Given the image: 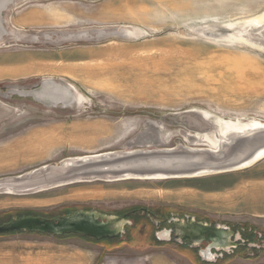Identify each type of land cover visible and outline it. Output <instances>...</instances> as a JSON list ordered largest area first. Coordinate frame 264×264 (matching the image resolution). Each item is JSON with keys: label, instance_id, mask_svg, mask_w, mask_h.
I'll return each instance as SVG.
<instances>
[{"label": "rangeland", "instance_id": "374dc122", "mask_svg": "<svg viewBox=\"0 0 264 264\" xmlns=\"http://www.w3.org/2000/svg\"><path fill=\"white\" fill-rule=\"evenodd\" d=\"M2 16L9 34L0 42V180H32L66 159L107 152L219 151L235 133L220 124L264 123V0H18ZM46 79L74 87L66 106L8 94ZM239 81L253 86L231 91ZM36 186L0 187V216L96 211L129 223L134 214L139 224L102 239L0 234V256L19 264L36 255L73 264H207L154 242L150 217L227 227L235 240L264 236V156L220 173ZM146 211L150 220L139 214ZM254 244L241 256L214 255V264H264L263 246Z\"/></svg>", "mask_w": 264, "mask_h": 264}, {"label": "water", "instance_id": "95a60500", "mask_svg": "<svg viewBox=\"0 0 264 264\" xmlns=\"http://www.w3.org/2000/svg\"><path fill=\"white\" fill-rule=\"evenodd\" d=\"M18 0H0V42L9 32L2 16L3 11ZM76 35L69 36L74 37ZM74 87L67 83H57L46 79L39 88L22 92L8 93L32 96L38 101L66 106L70 101ZM227 146L219 151L207 149H157L148 151H131L123 153H102L75 159L63 165L58 171L41 173L35 179L21 182L26 189L49 184L69 183L82 179L106 177H175L220 173L244 167L254 157L264 151V128L233 133ZM23 186V185H22ZM126 215L129 216V213ZM150 217V216H149ZM151 220H153L150 217ZM130 225L125 215L111 216L96 211H76L71 214L44 218L25 215L15 217L0 225V234L13 231H28L50 234L78 233L93 236L96 239L118 237L125 233ZM206 230L209 235H216L213 228ZM219 235V234H217Z\"/></svg>", "mask_w": 264, "mask_h": 264}, {"label": "flooded vegetation", "instance_id": "af4514ba", "mask_svg": "<svg viewBox=\"0 0 264 264\" xmlns=\"http://www.w3.org/2000/svg\"><path fill=\"white\" fill-rule=\"evenodd\" d=\"M133 214V213H132ZM142 217H148V211L144 213H139ZM67 215V214H65ZM38 216V215H36ZM58 216V215H57ZM62 216V215H59ZM133 215L128 216V219H131V223L129 226H126V231L131 228H136L139 224L136 221V218L132 219ZM44 218H54L53 217H45ZM164 218V219H163ZM163 218H159L156 220H148L151 221L152 228V236L153 241L159 244L171 243L176 248L183 249V255L187 258L195 256L197 261L200 263L214 264L219 261L218 258L216 261L214 260V255H221V259L226 257H231L233 255H243L245 254L242 251V248L252 251L255 247V242H258L264 249V236L260 235L258 238L257 234L253 235V239L246 235H240L239 239L235 240L234 235L237 231H229L227 227L219 226V225H208L207 223L200 220H191L185 219L177 216H163ZM142 219V218H141ZM213 228L215 232L219 231V235H209L205 231L211 230ZM22 231V230H19ZM139 231V230H138ZM16 232V231H13ZM24 232V231H22ZM28 232V231H26ZM146 231L140 232L141 235L145 234ZM12 233V232H11ZM34 233V232H31ZM63 234H77L81 237H91L96 239L93 236L89 235H81L78 233H63ZM126 234V233H125ZM149 235V231H148ZM145 235V236H148ZM119 237V236H118ZM252 245V248L249 246ZM259 251V250H258ZM247 254V252H246ZM202 258L206 259L207 262L203 261Z\"/></svg>", "mask_w": 264, "mask_h": 264}, {"label": "bare ground", "instance_id": "6f19581e", "mask_svg": "<svg viewBox=\"0 0 264 264\" xmlns=\"http://www.w3.org/2000/svg\"><path fill=\"white\" fill-rule=\"evenodd\" d=\"M115 12V11H114ZM261 20V19H260ZM261 31V30H260ZM262 32V31H261ZM259 34V33H258ZM261 35V34H259ZM263 35V34H262ZM262 42V41H261ZM263 43V42H262ZM264 46V43L262 44ZM261 46V45H260ZM241 81L239 82H236L234 85H233V88L231 89V91H235L236 92H239L242 88H245V91L246 90H249V87H252L253 85H245V86H241ZM242 92V91H241ZM242 92V93H244ZM248 121V120H247ZM238 122V121H237ZM219 127H222L223 129L225 128V131H223L224 133L226 131L228 132H235V133H241V132H244L246 130H253V129H259V128H264V123H260L258 121H249L247 123H243L241 125H233L231 123H222L220 124ZM215 132V129H213V133ZM194 134V133H193ZM197 134V133H196ZM188 135V134H187ZM205 135V134H204ZM156 136H159V135H156ZM191 136H195V135H191ZM207 135H205L206 137ZM202 137V136H201ZM188 138V137H187ZM214 138V137H212ZM159 139V138H158ZM194 139V138H192ZM199 139V138H198ZM210 139V138H209ZM150 141V140H149ZM154 140L151 141V143L153 142ZM141 142V141H140ZM157 142V141H156ZM154 142V143H156ZM212 142V141H211ZM216 142V141H214ZM137 143V142H136ZM145 143V142H144ZM150 143V142H149ZM132 144V143H131ZM138 144V143H137ZM210 148H215L214 146H209ZM108 153H111V152H108ZM93 156V155H91ZM264 156V151L263 152H260L258 153L254 159L251 160V162H249L248 165L254 163L255 161L259 160L260 158H262ZM84 157H87V156H84ZM83 157H73V158H69V159H66V161L64 162L65 164L68 163V162H71L75 159H81ZM247 166V165H246ZM245 167V166H244ZM20 178H16V179H8V180H0V182L3 181V183L0 184V187L3 189V190H6L8 192H12V191H18L19 189L20 190H25L26 187L22 186L23 184H21V181L18 180ZM12 180V181H11ZM11 181V182H10ZM18 189V190H17ZM21 259H15V258H6V257H1L0 256V264H19V261ZM44 261L45 263L44 264H73L72 261L70 262H57L55 263L53 259H50V258H46V257H43L42 255H36L35 257L29 259V261H27L25 264H42L41 261ZM23 264V263H22Z\"/></svg>", "mask_w": 264, "mask_h": 264}, {"label": "trees", "instance_id": "16d2710c", "mask_svg": "<svg viewBox=\"0 0 264 264\" xmlns=\"http://www.w3.org/2000/svg\"><path fill=\"white\" fill-rule=\"evenodd\" d=\"M132 210L134 212V209H132ZM25 214H30V213H19L18 212L17 216H19V217L20 216H24ZM31 214H33V213H31ZM10 219H11V215L10 214L1 215L0 216V225L10 221Z\"/></svg>", "mask_w": 264, "mask_h": 264}]
</instances>
